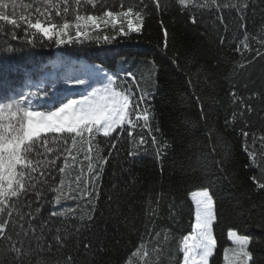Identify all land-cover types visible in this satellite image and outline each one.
Masks as SVG:
<instances>
[{"label": "trees", "instance_id": "trees-1", "mask_svg": "<svg viewBox=\"0 0 264 264\" xmlns=\"http://www.w3.org/2000/svg\"><path fill=\"white\" fill-rule=\"evenodd\" d=\"M160 2L168 7L161 13L153 9L141 32L117 36L111 44L90 40L82 46H56L45 40V46L31 49L27 63L5 62L0 57V79L6 69L7 78L17 83L33 70V61L47 65L46 70L51 71L52 62L58 57L76 63L102 64L109 71L118 72L121 81L127 79L128 83H132L131 77L126 78L125 73L132 72L140 80V86L151 92L148 104L151 135L169 144L166 153L157 158L156 145L150 142L151 135L144 129L141 134L149 143L136 156L129 157L131 141L122 140L119 157L111 158L105 165L91 222L86 219L89 209L84 203L80 204L84 221L76 217L50 218L49 212L56 206L45 203L37 221L46 226L42 250L32 257L33 261L66 264L71 255L74 264H124L141 237L148 239L147 225L149 233L153 227L158 232L169 231L161 264H179L180 239L191 232L195 219L190 193L201 185H210L217 216L213 226L217 247L210 264H224L223 250L231 246L227 236L230 229L251 238L250 250L256 264H264V191L252 179L254 176L264 179V168L258 166L264 161V141L259 139L264 135V58L233 71V62L240 60L234 52L240 17L245 16L249 33L264 30V0H247L244 13L224 7L190 9L185 14L175 0ZM236 2L220 0L222 4ZM193 13L198 18L197 24L190 21ZM218 16L223 17V22ZM105 31L111 34V29ZM125 60L127 63H123ZM232 92L237 99L243 98L250 104L252 111L241 116L243 105L234 103ZM252 93L260 95L250 98ZM201 105L206 119L201 117ZM242 129L255 134L257 139L253 141L252 135L245 138ZM246 140L249 150L256 153L257 165L252 164L244 150ZM213 146L215 152L210 154ZM72 175L75 173L65 178L66 183ZM64 207L76 208L77 203L68 200ZM82 224L85 228L77 237L75 229ZM58 228L62 235L65 230L69 234L65 247L49 250L47 244L54 242ZM6 243L0 242V247ZM32 244L35 247L34 239ZM170 253L176 256V261L170 262Z\"/></svg>", "mask_w": 264, "mask_h": 264}, {"label": "snow or ice", "instance_id": "snow-or-ice-1", "mask_svg": "<svg viewBox=\"0 0 264 264\" xmlns=\"http://www.w3.org/2000/svg\"><path fill=\"white\" fill-rule=\"evenodd\" d=\"M175 3L185 14L190 9L222 10L224 7L244 13L248 7L247 0H237L235 4H222L220 0L202 3L175 0ZM167 7L160 0H0V57L5 62L27 63L31 49L45 46V40L56 46H82L90 40L111 44L117 36L141 32L145 18L152 15L153 9L161 13ZM217 19L223 22L222 16ZM245 19L242 14L240 34L234 46L240 60L233 62L234 72L264 58V30L249 33ZM190 21L198 23L194 13ZM107 29H111V34ZM164 36L166 48V30ZM220 43H224L223 38ZM51 67L53 70L48 71L47 65L40 66L33 61V70L19 83L7 78L6 69L0 79V242H7L0 247V264H44L41 259H32L42 250L46 226L37 221L43 205L56 206L49 212L50 218L76 217L84 221L80 213V204L84 203L89 209L86 219L91 222L105 165L111 158L119 157L121 141H131L127 155L134 157L149 143L141 132L147 129L152 134L148 107L151 92L140 86V80L132 72L125 73L126 78L131 77L132 83H128L127 79L121 81L118 72L95 62L74 63L60 58ZM231 95L234 103L243 105L241 116L252 111L243 98L237 99L235 92ZM259 95L252 93L250 98ZM200 108L201 117L206 119L203 105ZM235 116L236 113L233 119ZM241 134L245 138L252 135L253 141L257 139L255 134L243 129ZM259 139L264 141V135ZM150 142L156 145L157 158L169 147L154 135ZM244 150L252 164L257 165L256 153L249 150L247 140ZM214 152L213 146L210 154ZM258 166L264 168V161ZM71 172L75 175L66 183L65 178ZM252 179L264 191V179L255 176ZM190 196L195 204V219L191 232L180 239L178 251L182 253V261L179 264H210L217 247L213 233L217 219L214 193L210 185H201ZM68 200L76 202L77 207L65 208L64 202ZM84 228L82 224L75 229L77 237ZM65 233L62 235L56 229L54 242L47 244V248L65 247L69 235L67 230ZM145 236L148 239L141 237L124 264H161L169 231L158 232L153 227L149 233L145 225ZM227 236L232 246L223 250L224 264H256L248 235L230 229ZM88 247L86 244L85 248ZM168 259L177 260L171 253ZM66 264H74L71 255L66 258Z\"/></svg>", "mask_w": 264, "mask_h": 264}, {"label": "rangeland", "instance_id": "rangeland-1", "mask_svg": "<svg viewBox=\"0 0 264 264\" xmlns=\"http://www.w3.org/2000/svg\"><path fill=\"white\" fill-rule=\"evenodd\" d=\"M57 59H60V57H58V58H56L54 61H56ZM81 62H83V61H80V62H77V63H81ZM74 63H76V62H74ZM91 89H89V91H90ZM73 98H79V97H73ZM190 199H191V196H190ZM192 201V200H191ZM192 203H193V201H192ZM193 205H194V209H195V204L193 203ZM215 224V223H214ZM230 242V241H229ZM230 244H231V242H230ZM232 246V245H231ZM231 246H229V247H231ZM211 259V258H210Z\"/></svg>", "mask_w": 264, "mask_h": 264}]
</instances>
